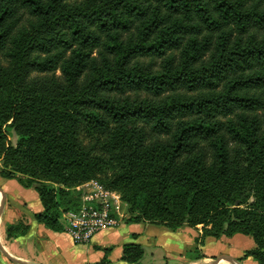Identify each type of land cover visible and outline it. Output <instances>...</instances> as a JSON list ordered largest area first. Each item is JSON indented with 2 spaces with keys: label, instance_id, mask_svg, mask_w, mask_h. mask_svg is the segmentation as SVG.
I'll use <instances>...</instances> for the list:
<instances>
[{
  "label": "trees",
  "instance_id": "trees-1",
  "mask_svg": "<svg viewBox=\"0 0 264 264\" xmlns=\"http://www.w3.org/2000/svg\"><path fill=\"white\" fill-rule=\"evenodd\" d=\"M0 160L53 231L97 179L128 223L245 234L264 264V0H0Z\"/></svg>",
  "mask_w": 264,
  "mask_h": 264
},
{
  "label": "crops",
  "instance_id": "crops-1",
  "mask_svg": "<svg viewBox=\"0 0 264 264\" xmlns=\"http://www.w3.org/2000/svg\"><path fill=\"white\" fill-rule=\"evenodd\" d=\"M0 164L2 161L0 160ZM0 187L5 193V205L0 213V242L15 257L31 263L40 264H97L105 257L110 260L109 264H154L162 261V248L165 250L182 249L184 245L197 246L196 238L202 233V226L192 227L184 225L177 231L169 229L161 230L163 226L150 223H124L117 227L108 228L97 233L91 242L76 244L68 233L56 232L47 228L44 224L35 220L34 214L43 210V204L38 192L33 188L24 187L17 179L5 178L0 173ZM0 193V207H1ZM24 221L29 225L27 233L18 237L7 236V224ZM166 236L165 243L151 242L150 237ZM235 236V237H234ZM231 238H246L245 234H236ZM168 239V240H167ZM253 239V238H252ZM228 236L220 238L206 237L204 245L199 250L204 257L193 258L181 256L177 264H206L211 263L217 256L234 253L225 247L230 244ZM128 242H137L144 248V256L137 263H129L121 259L123 245ZM82 245L86 251L80 256L64 258L62 251L67 250L68 245ZM255 246L251 243L249 250ZM206 247H210L207 251ZM107 249H111L106 254ZM244 250V252L246 251ZM243 252V254H244ZM238 254V264H259L254 258L248 257L239 260L243 256ZM181 255V254H180ZM68 257V256H67ZM226 260V259H225ZM230 262H222L221 264ZM0 264H19L12 262L1 251ZM233 264V263H231Z\"/></svg>",
  "mask_w": 264,
  "mask_h": 264
},
{
  "label": "built area",
  "instance_id": "built-area-1",
  "mask_svg": "<svg viewBox=\"0 0 264 264\" xmlns=\"http://www.w3.org/2000/svg\"><path fill=\"white\" fill-rule=\"evenodd\" d=\"M9 139L13 141V136ZM83 186L87 187V193L82 208L64 214L66 232L76 244L89 243L100 231L117 227L123 217V208L127 206L119 192L106 188L97 179Z\"/></svg>",
  "mask_w": 264,
  "mask_h": 264
},
{
  "label": "rangeland",
  "instance_id": "rangeland-1",
  "mask_svg": "<svg viewBox=\"0 0 264 264\" xmlns=\"http://www.w3.org/2000/svg\"><path fill=\"white\" fill-rule=\"evenodd\" d=\"M16 141H17V136L14 134L13 135V144H15ZM128 217H129V213H128L127 206L125 205L123 208V217H122L121 222L128 223L127 222ZM157 226H162V225H157ZM160 229L164 230V229H169V228H166L163 226ZM170 231H177V230H170ZM229 239H233V240H228V242H230V244H225V247H227L228 249H231L234 253L233 254L232 253L222 254V255L217 256V258L220 256H231V257L236 258L238 254L242 255L244 250L250 248L251 243L254 244V240L252 239L251 236H246V238H231V237H229ZM165 240H166V236H164V235L163 236L159 235L158 237H154V236L150 237L151 242H161L162 245H163V243H165ZM200 245H204V243L203 244L197 243V246L196 245L192 246V245L187 244L186 246L184 245V247L182 249H174L171 251H170V249L168 251V250H165L162 248L163 253H162L161 257H162L163 263H159V261H156L154 264H177L180 261L179 258L181 256L193 258L196 255H199V253H201L199 250ZM206 250L209 251L210 247H206ZM85 251H86V249L82 245H71L70 244V246L68 245L67 250L64 249L62 251V255L66 259V258H69V256H75V257L80 256ZM224 260H222L221 262H223ZM229 264H231V261Z\"/></svg>",
  "mask_w": 264,
  "mask_h": 264
},
{
  "label": "water",
  "instance_id": "water-1",
  "mask_svg": "<svg viewBox=\"0 0 264 264\" xmlns=\"http://www.w3.org/2000/svg\"><path fill=\"white\" fill-rule=\"evenodd\" d=\"M0 193H1V197H2V201H1V207H0V213H1V210H3V207L5 205V193L3 191V189L0 187ZM0 250L8 257V259L12 262H15V263H19V264H40V263H31V262H27V261H24L20 258H17L15 256H13L5 247L4 245L0 242ZM229 260L231 261V263L233 264H238V260L234 257H231V256H220L218 258H215L214 261H212L211 263H206V264H220V262L222 260Z\"/></svg>",
  "mask_w": 264,
  "mask_h": 264
},
{
  "label": "bare ground",
  "instance_id": "bare-ground-1",
  "mask_svg": "<svg viewBox=\"0 0 264 264\" xmlns=\"http://www.w3.org/2000/svg\"><path fill=\"white\" fill-rule=\"evenodd\" d=\"M223 262H230V261H228V260H224ZM221 263H222V262H221ZM221 263H220V264H221Z\"/></svg>",
  "mask_w": 264,
  "mask_h": 264
}]
</instances>
